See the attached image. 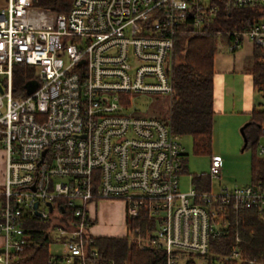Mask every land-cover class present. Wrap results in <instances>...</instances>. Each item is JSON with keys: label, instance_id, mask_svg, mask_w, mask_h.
Instances as JSON below:
<instances>
[{"label": "built area", "instance_id": "1", "mask_svg": "<svg viewBox=\"0 0 264 264\" xmlns=\"http://www.w3.org/2000/svg\"><path fill=\"white\" fill-rule=\"evenodd\" d=\"M37 1L5 0L0 7V263L20 264L32 231L42 230L48 245H61L55 253L48 246L47 264H118L98 250L100 236L91 230L89 210L101 200L122 202L120 238L162 251L164 264L246 261L238 235L224 254L210 255V242L228 231L233 212L252 208L264 222V182L212 192L198 188L193 178L203 174H195L182 191L184 154L169 110L175 39L202 32L217 6L210 0H72L56 13ZM227 34L229 51L245 38L263 45L264 21ZM19 66L32 67L33 76L14 95ZM139 94L165 97L168 112H127ZM257 154L264 159V143ZM221 163L210 157V179ZM35 219L47 227L34 226ZM141 219L147 226H130Z\"/></svg>", "mask_w": 264, "mask_h": 264}, {"label": "trees", "instance_id": "2", "mask_svg": "<svg viewBox=\"0 0 264 264\" xmlns=\"http://www.w3.org/2000/svg\"><path fill=\"white\" fill-rule=\"evenodd\" d=\"M72 0H38V6L56 13L68 10ZM217 6V16L200 33H185L175 39L173 61L174 92L170 102L171 127L177 135H190L191 150L195 154L211 153L213 129V60L220 37L230 42L233 31H245L264 21V5L238 7L228 0H210ZM32 67H16L13 75L14 95L31 83ZM250 76L253 88L264 93V44L253 43ZM264 111L252 110L248 124L243 128L246 145L254 149L250 159V183L264 182V159L257 154V138L261 135ZM200 190H209L208 178H193ZM228 231L210 242V255L227 253L238 235L240 254L246 261L230 264H264V222L255 209H242L230 216ZM36 227L45 228L47 222L33 220ZM144 228L145 222L133 220L130 225ZM34 242L26 248L20 264H47L48 240L45 232L32 231ZM95 245L103 256L112 257L118 264H164V253L154 249H139L125 238H96Z\"/></svg>", "mask_w": 264, "mask_h": 264}, {"label": "rangeland", "instance_id": "3", "mask_svg": "<svg viewBox=\"0 0 264 264\" xmlns=\"http://www.w3.org/2000/svg\"><path fill=\"white\" fill-rule=\"evenodd\" d=\"M244 41H249L247 38ZM224 40L220 37L217 41V53L225 52ZM237 51H228L230 57ZM237 64V63H236ZM235 98L239 99L238 90L234 93ZM252 98L255 110L264 111V93L253 90ZM165 97L157 95L139 94L135 95L130 99L129 108L127 112H139L158 114L164 116L168 112L167 102H164ZM3 102H6V98H3ZM228 114H231L230 112ZM223 115L214 117L213 136L211 143V153L208 155L195 154L191 150V137L190 135L184 134L179 136V142L183 148L184 154V169L185 174L180 177V189L182 191L188 190V176L195 174H203L204 178H208L209 189L212 192H218L220 187H233L235 185H245L250 183V159L254 153V149L251 146H247L242 150L244 143V137L240 131L241 127L249 122L248 119L243 121L241 125H238V119L235 115ZM264 126V122L261 123ZM259 142L264 143V135L261 134L257 138V144ZM212 155H218L222 158L221 172L218 177L208 176L210 157ZM4 153L0 149V187L3 185V174H4ZM97 203H92L90 210L91 216L94 215V208ZM120 209L119 205L116 206H103L98 205L97 207V221L93 228V233L101 236H112L123 232V226L120 225L116 229V224L108 220V212L112 213L114 209ZM116 210V212H117ZM119 213V212H117ZM93 219H96L92 216ZM111 224L112 226H109ZM2 240L0 238V246ZM51 253L59 252L61 245L57 242H52L49 245ZM1 264V263H0Z\"/></svg>", "mask_w": 264, "mask_h": 264}, {"label": "crops", "instance_id": "4", "mask_svg": "<svg viewBox=\"0 0 264 264\" xmlns=\"http://www.w3.org/2000/svg\"><path fill=\"white\" fill-rule=\"evenodd\" d=\"M5 0H0V7L4 4ZM252 42L243 41L240 49L237 50L232 57L228 54V49L225 46V52L215 53L213 60L214 76H213V127L214 121L217 116L235 115L238 119V125H241L246 119L251 117V111L254 110V103L252 98V92L255 90L252 85L250 76L251 66V54H252ZM237 63V64H236ZM239 92V99L235 98V91ZM213 136V129H212ZM103 206H116L119 205L120 209H114L112 213L108 212V220L117 223L116 229L123 226V232L117 235L108 237H121L126 232V217L124 212V206L121 201H99L94 208L95 222L97 221V207ZM119 212L117 213L116 212ZM91 213V211H90ZM95 222L92 226H95ZM109 226H112L109 224ZM94 234V233H93ZM96 235V234H94ZM101 236V235H96ZM107 237V236H105Z\"/></svg>", "mask_w": 264, "mask_h": 264}, {"label": "water", "instance_id": "5", "mask_svg": "<svg viewBox=\"0 0 264 264\" xmlns=\"http://www.w3.org/2000/svg\"><path fill=\"white\" fill-rule=\"evenodd\" d=\"M2 90V88H1V86H0V91ZM32 92V88H29L28 90H27V93H31ZM248 123H246L245 125H243V127H241V129H240V131H241V133H242V135H243V137H244V143H243V146H242V150L244 149V147H245V145H246V142H247V138H246V136H245V133H244V131H243V128L247 125ZM34 207H36V204L34 205ZM2 250L0 249V252H1Z\"/></svg>", "mask_w": 264, "mask_h": 264}]
</instances>
